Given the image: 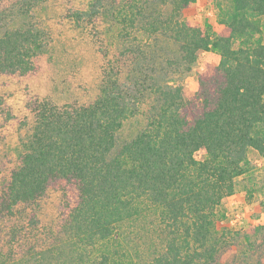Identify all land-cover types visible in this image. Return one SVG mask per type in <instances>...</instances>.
Returning <instances> with one entry per match:
<instances>
[{"label": "trees", "instance_id": "obj_1", "mask_svg": "<svg viewBox=\"0 0 264 264\" xmlns=\"http://www.w3.org/2000/svg\"><path fill=\"white\" fill-rule=\"evenodd\" d=\"M42 1L0 0V79L38 68L50 38L28 21ZM196 1L92 0L71 15L77 24L110 15L123 50L95 100L28 103V132L0 157V264H133L117 230L140 222L161 239L150 264L216 262L217 208L248 173V151L264 157V0L218 3L217 31L182 18ZM204 52L218 63L186 97L170 79ZM145 104V125L119 143Z\"/></svg>", "mask_w": 264, "mask_h": 264}, {"label": "rangeland", "instance_id": "obj_2", "mask_svg": "<svg viewBox=\"0 0 264 264\" xmlns=\"http://www.w3.org/2000/svg\"><path fill=\"white\" fill-rule=\"evenodd\" d=\"M91 1L44 0L33 12V20L28 22L33 21L46 29L50 40L34 72L25 78L0 79V157L9 151L15 153L20 137L28 132L27 124L32 120L28 103L49 101L62 107L96 99L103 69L118 50H123V41L121 27L110 15L98 16L94 24H89L88 19L80 24L74 21L73 14L89 10ZM218 3L223 8L228 6L227 0H197L183 12L182 18L193 24L209 25L217 31ZM17 24L21 25L22 21ZM262 33L264 37V19ZM135 35L140 37L141 34ZM166 50L170 52L167 58L176 55V49ZM218 60L215 53H200L191 70L175 74L171 83L182 87L184 95L190 97L199 74ZM165 64L166 60L163 61ZM148 109L145 104L142 114L125 122L117 136L119 143L131 140L143 128ZM196 157L204 159L205 152H198ZM248 157V173L236 179L235 194L217 208L216 232L220 245L214 264H264L261 205L264 200V157L252 149L248 151ZM41 209L45 218L50 219L55 206L51 201L42 202ZM156 231L143 222L124 225L117 230L118 240L124 245L120 252L129 253L133 264H150L155 257L156 245H161ZM101 251H96L97 257L101 256Z\"/></svg>", "mask_w": 264, "mask_h": 264}]
</instances>
